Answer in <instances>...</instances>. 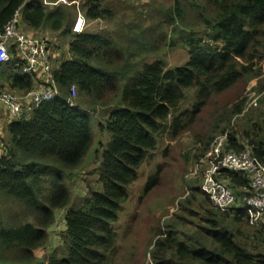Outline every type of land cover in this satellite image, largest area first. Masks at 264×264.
I'll return each mask as SVG.
<instances>
[{"label": "trees", "instance_id": "1", "mask_svg": "<svg viewBox=\"0 0 264 264\" xmlns=\"http://www.w3.org/2000/svg\"><path fill=\"white\" fill-rule=\"evenodd\" d=\"M122 1L81 0L80 9L88 22H111ZM20 8L29 27L71 39L54 70L59 96L6 126L9 142L0 156V187L5 190L0 195V264H38L37 251L47 245L56 211L64 208V244L48 255V264H136L143 251L154 264H264V224L253 223L241 205L250 189L243 172L221 174L237 195V202L225 210L215 207L200 187L192 188L180 209L199 216L191 230L183 228L185 216L178 214L180 220L169 221L166 228L157 225L144 249L132 243L124 253L122 236L114 229L131 185L161 147L164 134L169 131L177 139L196 125L212 97L263 74L264 0H175L167 17L180 36L172 42H181L189 55L177 66L165 59L129 58L135 52H155L150 47L154 42H144L137 33L129 34L131 40L120 36V29L75 34L74 3L50 10L41 0H0V30ZM4 82L29 91L37 78L20 72L13 58L0 63V88ZM73 86L80 99L72 97ZM259 87L264 92V83ZM81 98H86L85 108ZM192 99L191 108L184 109ZM246 101L217 106L199 138L207 149L214 137L227 134V150L249 151L264 163L263 101L250 108ZM99 108L107 112L100 130L111 138L101 144L100 165L92 171L98 178L86 177V195L72 203L70 181L96 145L91 112ZM157 181L149 182L143 194Z\"/></svg>", "mask_w": 264, "mask_h": 264}, {"label": "rangeland", "instance_id": "2", "mask_svg": "<svg viewBox=\"0 0 264 264\" xmlns=\"http://www.w3.org/2000/svg\"><path fill=\"white\" fill-rule=\"evenodd\" d=\"M121 6V11L115 20L111 22L96 21L92 24V27L88 28L90 29L89 32L98 33L101 29L112 31L120 29L119 35L127 39L131 40L129 34L137 33L143 37L144 42H154L150 47L155 49V52H149L142 56L139 52H135L134 55L129 57L133 56L132 60L143 58L146 62H153L158 59H165L171 66L183 65L188 61L187 49L184 48L181 42H175L174 45L172 42L175 36H177L176 38L180 36L178 29L175 28L176 25L167 17V11L175 7V0H123ZM189 18L194 20L195 14H190ZM106 22L109 25H106ZM142 28L145 30L144 34H142ZM63 37L59 45L61 50L64 51L65 57L67 50L64 41H69L71 38L64 35ZM51 43L54 45L52 41ZM262 73L248 84L246 80H242L229 91L212 97L205 110L199 113L196 125L190 127L177 139H173L169 131L164 134L161 147L149 156L147 162L139 171V179L131 185L130 198L123 206L119 223L114 226V229L122 236L121 251L128 253L132 249V243H136L140 249H144L154 236L157 225L160 224L162 228H166L169 221L180 220L178 214L185 216V220H181L183 228L191 230L195 225L193 222H200L199 216L193 213H184L180 210L181 203L192 194V188L194 186L201 188L205 171V165L202 161L209 146L206 149V145L201 143L199 137L205 134L204 126L209 121L210 112L215 110L217 106H231L239 98L247 99V108L256 106L254 103L250 105L253 102V100L250 101V98L255 94L263 93L259 92L258 89L264 83V62ZM257 95H255V98L258 97ZM79 97L77 99H80ZM193 101L192 99L183 104V108H191ZM81 102L85 108L86 98H81ZM97 112H91L97 142L85 163L74 170L70 181L73 192L72 203L78 202L86 195L88 191L86 177L98 178L97 175H92V171L100 165L97 157L104 149L101 144H106L111 138L110 133L101 132L100 130V124L106 121L107 112L100 110V108ZM237 120L238 117L233 119L232 126L236 124ZM9 136L8 131L4 130L1 140L6 143L5 145L9 142ZM155 178L158 180L157 184L152 186L148 193L143 194L146 185ZM4 193L5 190L0 187V195L2 196ZM67 210V208H64L56 211L55 224L48 230V243L40 251H37L39 255L38 264H48V255L64 244L62 233L67 228L65 219ZM195 210L198 211V208L195 207ZM148 251H152V249ZM144 252L140 253V258L136 261V264H148L146 254L143 255Z\"/></svg>", "mask_w": 264, "mask_h": 264}, {"label": "built area", "instance_id": "3", "mask_svg": "<svg viewBox=\"0 0 264 264\" xmlns=\"http://www.w3.org/2000/svg\"><path fill=\"white\" fill-rule=\"evenodd\" d=\"M64 4H72L71 0H60ZM22 10L15 12L13 18L0 30V63L15 58L19 71L24 75L37 78V85L22 93L7 88H0V156L5 154L6 145L1 136L6 126L13 121L28 118L35 107L44 100L59 96V88L54 79L56 46L50 39H34L21 28ZM85 19L76 18L73 25L75 34L82 33ZM14 51V52H13ZM72 97H77V88L71 89ZM257 95V94H255ZM250 98L257 104L261 98L264 106V92ZM73 105L74 102H71ZM227 134L218 136L206 152L203 163L205 171L201 183L202 191L207 194L217 208L225 210L237 202V195L228 183L221 179L224 170L243 172L250 178V189L241 198V205L253 223L264 224V163L249 151H229L226 149ZM148 264H154L151 259Z\"/></svg>", "mask_w": 264, "mask_h": 264}, {"label": "crops", "instance_id": "4", "mask_svg": "<svg viewBox=\"0 0 264 264\" xmlns=\"http://www.w3.org/2000/svg\"><path fill=\"white\" fill-rule=\"evenodd\" d=\"M42 2H44V4L50 9V10H54L55 8H57L58 6H60L61 4H64L62 2H60V0H41ZM76 6H77V10H78V15L76 16V18H78L79 16H82L84 19H85V16L82 12V9L81 8V0L80 2H73ZM75 18V20H76ZM75 23V21H74ZM90 23V24H88ZM96 23V21H90L88 22L86 19H85V28H84V31L83 32H89L90 27H92V24ZM21 28L26 32V34L34 39H40V40H43V39H50L54 45L56 46L57 48V51L54 52V61H55V64L58 63V61L63 57V50H61L60 48V43H61V40L64 38L61 34V32H55V31H52L48 28H41V29H33L31 27H29L24 21L22 22V26ZM65 44H66V50H68V41H64ZM63 42V43H64ZM53 45V46H54ZM14 52V51H13ZM4 88H7V89H10L12 91H15V92H19V93H22L23 91L21 90H18V89H11L9 87V85L4 82V85H3Z\"/></svg>", "mask_w": 264, "mask_h": 264}]
</instances>
